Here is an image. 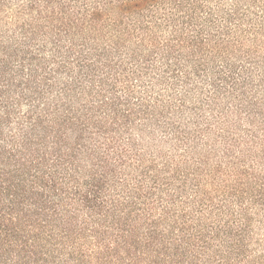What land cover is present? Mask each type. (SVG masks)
<instances>
[{
    "label": "trees",
    "instance_id": "16d2710c",
    "mask_svg": "<svg viewBox=\"0 0 264 264\" xmlns=\"http://www.w3.org/2000/svg\"><path fill=\"white\" fill-rule=\"evenodd\" d=\"M226 2L0 0V264H248L264 19Z\"/></svg>",
    "mask_w": 264,
    "mask_h": 264
},
{
    "label": "rangeland",
    "instance_id": "374dc122",
    "mask_svg": "<svg viewBox=\"0 0 264 264\" xmlns=\"http://www.w3.org/2000/svg\"><path fill=\"white\" fill-rule=\"evenodd\" d=\"M227 5H230L233 0H226ZM256 5H253V8H251V16L256 19L257 17H262L264 19V0H257ZM253 37V41L251 40ZM254 35L252 34L251 37L248 38L246 47L255 51L258 54V61L260 63V69H254L255 75L257 77H264V23L262 26L261 31H259L257 37H258V42L256 43L254 41ZM222 61L218 62V66L220 67L222 65ZM210 74H212L210 72ZM260 82H257L256 86L254 89L249 88L250 93H255L251 94V97H249L248 101H254L258 102L257 105L258 107L253 108L254 113H256V118H257V126H252L248 122V109L245 107V104L243 103V106L241 105L243 111H242V116L240 120V115L239 113H235L232 115V120L234 123H241V135L240 138L243 140H246V143L242 144L241 146L239 145L238 150H248L251 151L252 154L254 155L255 159L253 162L250 161V159H246L243 162H240V166L242 167L243 165L245 168L249 167L252 169V172L255 173L259 178L258 183L260 185H264V107L262 102H264V85L261 86ZM203 87L204 92L207 95H211V92L213 88L209 86L207 83H204L201 85ZM228 89H223L221 92V103L222 106H225L227 108H230L231 111L235 110V108L240 104L238 103L239 101H233L228 97ZM237 96V94H236ZM201 100H198L199 102H202V104L205 106L208 105L207 102V96H200ZM193 101V100H192ZM191 101V102H192ZM201 104V105H202ZM198 105V104H197ZM247 105V104H246ZM199 106V105H198ZM240 107V108H241ZM202 108H199L201 110ZM217 111V110H216ZM212 116V115H211ZM190 117V116H189ZM239 121H241L239 123ZM218 133H216V136ZM252 135H256L257 138L253 140L251 137ZM256 141H259L260 145L256 144ZM168 149V148H165ZM237 150V151H238ZM221 152V149H220ZM161 162V160H160ZM243 166V167H244ZM242 167V168H243ZM254 169V171H253ZM264 191V189H263ZM260 200L262 198H259ZM263 200V199H262ZM260 202V204H259ZM261 202L264 201H256L253 205L252 208V213H253V230L251 231V236L249 237V245H250V256L248 258V264H264V206H262Z\"/></svg>",
    "mask_w": 264,
    "mask_h": 264
}]
</instances>
